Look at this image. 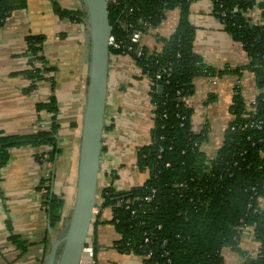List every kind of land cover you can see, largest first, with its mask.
Here are the masks:
<instances>
[{"label":"crops","instance_id":"crops-1","mask_svg":"<svg viewBox=\"0 0 264 264\" xmlns=\"http://www.w3.org/2000/svg\"><path fill=\"white\" fill-rule=\"evenodd\" d=\"M56 4L67 11H80L78 0H25L24 7L12 11L0 27V133L24 135L47 130L54 124L55 153L52 145L19 146L8 149V160L0 168V264H42L50 251L48 214L42 203L40 185L50 182L51 192L62 196L67 207L74 194L78 146L86 77V29L81 21L59 17ZM177 9L168 11L160 25L144 35L142 45L149 53L159 51L158 37L167 38L178 23ZM188 20L194 29L192 50L202 62L216 71L233 70L248 62L240 42L224 31L210 0H196L189 8ZM153 33V34H152ZM41 37L39 55L44 63L34 69L42 78L33 82L25 76L30 69L26 39ZM193 93L185 100L192 111L194 132L207 129L202 150L215 157L224 131L231 121L229 106L238 85L246 102L258 94L253 73L195 77ZM150 80L128 56H110L106 96L105 129L97 181L98 190L109 186L115 176V191L140 186L147 178L136 167V150L150 143L152 107ZM54 101V111L38 109ZM57 153V154H56ZM111 173V174H109ZM53 175V179H52ZM88 234L94 243V264H145L135 253L116 249L118 235L108 221L109 208L100 207ZM264 209V198L259 200ZM53 236L59 230L51 229ZM16 235L24 250L9 240ZM247 255L254 257L257 243L248 232L240 239ZM224 264H242L244 258L227 248L221 251Z\"/></svg>","mask_w":264,"mask_h":264},{"label":"trees","instance_id":"trees-1","mask_svg":"<svg viewBox=\"0 0 264 264\" xmlns=\"http://www.w3.org/2000/svg\"><path fill=\"white\" fill-rule=\"evenodd\" d=\"M210 1L224 31L243 43L248 62L240 68L216 71L194 54V29L188 20L193 0L108 2L111 35L123 42L121 49H110V56L127 53V36L132 29L146 34L160 25L168 11L177 9L179 12L174 32L167 38L158 37L159 51L149 53L143 47L140 57H133L150 80V143L136 150L135 159L138 170L147 169L149 176L140 186L116 192L112 185L115 176L111 174L109 186L97 192V200H102L100 207L109 208L113 217L119 218L118 223L113 219L108 221L118 235L116 249L141 257L144 251H150L151 256L144 260L145 263L167 264L169 260V264H224L221 251L227 248L244 258L242 264H264V210L259 206V200L264 198V1ZM254 4L261 10V24L249 26L239 14H231L235 6L246 10ZM24 5L25 0H0V27L12 11ZM53 10L59 17L81 21L79 10L67 11L56 4ZM221 11L226 14L223 18ZM26 41L30 69L24 74L30 79L31 87L34 81L42 78L33 67L35 62L44 63L39 55L42 38L28 37ZM163 68L168 69L166 74L161 73ZM244 71L253 73L256 78L255 102L247 106L238 85L234 87L229 106L232 119L215 157L208 159L202 150L207 129L204 127L198 133L192 130V111L184 104L193 93L192 80L224 73L239 77ZM158 73L161 77L155 79ZM53 102L40 104L38 109L54 111ZM245 115L249 117L244 118ZM258 121L260 129L249 125ZM55 132L52 124L47 130L30 134L5 136L0 133V168L8 160L10 147L52 145L53 151L48 158L53 159ZM165 163H169V167H164ZM50 188V182L40 185L42 203L51 229L60 231L66 205ZM151 188L155 189L152 199L143 201ZM127 198L135 201L137 209L131 219L122 209L114 207ZM245 232L259 243V255L250 257L243 249L240 239ZM144 237L148 238L147 243L143 242ZM9 240L24 250V243L16 235H10ZM90 244L94 249V243Z\"/></svg>","mask_w":264,"mask_h":264},{"label":"water","instance_id":"water-1","mask_svg":"<svg viewBox=\"0 0 264 264\" xmlns=\"http://www.w3.org/2000/svg\"><path fill=\"white\" fill-rule=\"evenodd\" d=\"M78 2L86 29L87 70L75 189L70 213L58 236H53L48 220L51 247L42 264H80L97 202L110 61L108 38L112 26L108 19V0Z\"/></svg>","mask_w":264,"mask_h":264},{"label":"built area","instance_id":"built-area-1","mask_svg":"<svg viewBox=\"0 0 264 264\" xmlns=\"http://www.w3.org/2000/svg\"><path fill=\"white\" fill-rule=\"evenodd\" d=\"M109 1H113V0H108V2ZM194 1L195 0H193V2ZM255 1L262 2L264 0H255ZM260 13H261V10L257 7V4H254L251 8L246 9V10H242V9H240L237 6L233 7L232 10H231V14H239L241 17L244 18V20L246 21V23L249 26H253L254 24H257V23H260V24L262 23V19H261ZM225 15H226L225 12L221 11L220 17L223 18V17H225ZM152 30H154V29H152ZM149 33H151V30H149ZM144 35L145 34H143L138 29H132L130 34L127 36L126 49H125L127 51V53L124 54V55H114V56H128L135 63L133 57H136V58L140 57L141 51H142V48H143L142 38L144 37ZM122 43H123L122 41L116 40L114 38V36L110 35L109 38H108L109 51H110V49H113V50L121 49ZM241 46L243 47V43H241ZM167 72H168V69L163 68L161 70L162 74H166ZM160 77H161V74H159V73L155 75V79H159ZM207 77L208 78H212L213 76H207ZM240 93H241V91H240ZM241 95H242V93H241ZM254 102H255V98L251 99L250 101H248L246 103H247V106H250V105H253ZM184 104H185V102H184ZM243 117L247 118L249 116L245 115ZM249 125L251 127H255V129H260L261 128V122L260 121H258L256 123H251ZM245 127H247V125H243V128H245ZM231 129H234V128L231 127ZM160 152H161V148H159L158 153H160ZM157 158H159V156H157ZM164 167H169V163H165ZM144 171L147 173V178H148V176H149L148 170L146 169ZM109 174H111V173H109ZM118 191H122V190H118ZM154 193H155V189L151 188L149 195L145 196L143 198V201H149L150 199H152ZM135 206H136L135 201L132 200V199H129V198L122 200V202H117L114 205V207H118V208L122 209L124 211V215H128L130 219L137 211ZM262 210H264V209H262ZM95 212H96V209H94V213ZM263 216H264V213H263ZM111 219L114 220V223H118L119 222V218H117L116 216L114 218L113 215H112ZM143 242L147 243L148 242V238L144 237ZM164 243L165 242H163L162 244H164ZM259 251H260V245H259V243H257V249H256V251L254 253V256L259 255ZM144 252L145 253H144L142 258H143V260H147L148 258H150L151 252L150 251H144ZM83 257L85 258V262L84 263H82ZM82 259H81L80 264H94V249H93V247H92V245L90 243H87V245L84 247L83 253H82ZM166 262H167V264L170 263L169 260H167ZM145 264H150V263H145Z\"/></svg>","mask_w":264,"mask_h":264},{"label":"rangeland","instance_id":"rangeland-1","mask_svg":"<svg viewBox=\"0 0 264 264\" xmlns=\"http://www.w3.org/2000/svg\"><path fill=\"white\" fill-rule=\"evenodd\" d=\"M135 65H136V64H135ZM136 66H137V65H136ZM137 67H138V66H137ZM138 68H139V67H138ZM61 197H62V196H61ZM72 201H73V195H70L69 200H68V202H67L66 212H65V215H64V223L62 224V227H61V228H63V226H64L65 223H66L67 217H68V215H69V213H70V210H71ZM60 231H61V230H60ZM60 231L57 232V235H56V236H58V235L60 234ZM56 236H54V237H56Z\"/></svg>","mask_w":264,"mask_h":264},{"label":"bare ground","instance_id":"bare-ground-1","mask_svg":"<svg viewBox=\"0 0 264 264\" xmlns=\"http://www.w3.org/2000/svg\"><path fill=\"white\" fill-rule=\"evenodd\" d=\"M85 262V258L83 257V259H82V263H84Z\"/></svg>","mask_w":264,"mask_h":264}]
</instances>
